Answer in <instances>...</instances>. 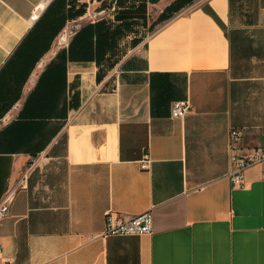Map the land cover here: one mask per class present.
I'll use <instances>...</instances> for the list:
<instances>
[{
    "label": "crops",
    "instance_id": "obj_1",
    "mask_svg": "<svg viewBox=\"0 0 264 264\" xmlns=\"http://www.w3.org/2000/svg\"><path fill=\"white\" fill-rule=\"evenodd\" d=\"M173 1L0 0V264H264V0Z\"/></svg>",
    "mask_w": 264,
    "mask_h": 264
},
{
    "label": "built area",
    "instance_id": "obj_2",
    "mask_svg": "<svg viewBox=\"0 0 264 264\" xmlns=\"http://www.w3.org/2000/svg\"><path fill=\"white\" fill-rule=\"evenodd\" d=\"M52 0H44L35 6L34 11L42 9L43 5L49 4ZM114 9V5L110 6ZM98 14L105 13V8H101ZM34 16V15H32ZM189 108L187 100L173 101L170 108L171 116L182 118ZM241 138V132L238 129H231L228 133V150H229V163L231 168L227 173L230 182L234 186H243V172L246 168L264 162V145H256L247 150L244 154L236 152L237 145ZM150 162L148 153H145L140 160L141 168H147ZM9 212V204L7 201H0V220ZM152 231V213L150 210L133 216H123L121 214L107 212L105 214V228L104 234H142ZM0 244V252H1ZM3 264H11L9 261Z\"/></svg>",
    "mask_w": 264,
    "mask_h": 264
},
{
    "label": "trees",
    "instance_id": "obj_3",
    "mask_svg": "<svg viewBox=\"0 0 264 264\" xmlns=\"http://www.w3.org/2000/svg\"><path fill=\"white\" fill-rule=\"evenodd\" d=\"M157 1V0H151ZM193 0H174L171 2L159 15L158 19L163 20L172 16L175 12L179 11L182 7L188 5Z\"/></svg>",
    "mask_w": 264,
    "mask_h": 264
},
{
    "label": "rangeland",
    "instance_id": "obj_4",
    "mask_svg": "<svg viewBox=\"0 0 264 264\" xmlns=\"http://www.w3.org/2000/svg\"><path fill=\"white\" fill-rule=\"evenodd\" d=\"M98 8H95L93 12L97 13L98 12ZM92 13V12H91ZM93 14V13H92Z\"/></svg>",
    "mask_w": 264,
    "mask_h": 264
}]
</instances>
